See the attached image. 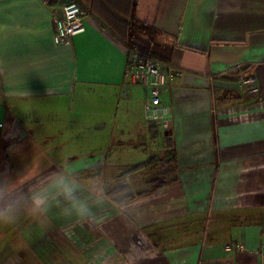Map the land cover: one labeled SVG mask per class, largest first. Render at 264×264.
I'll use <instances>...</instances> for the list:
<instances>
[{
    "label": "crops",
    "instance_id": "crops-1",
    "mask_svg": "<svg viewBox=\"0 0 264 264\" xmlns=\"http://www.w3.org/2000/svg\"><path fill=\"white\" fill-rule=\"evenodd\" d=\"M48 1L0 0V173L115 179L170 149L176 181L138 213L0 225V264H264V0H81L84 30L62 43ZM132 13L168 48L162 122L110 31Z\"/></svg>",
    "mask_w": 264,
    "mask_h": 264
},
{
    "label": "clouds",
    "instance_id": "clouds-1",
    "mask_svg": "<svg viewBox=\"0 0 264 264\" xmlns=\"http://www.w3.org/2000/svg\"><path fill=\"white\" fill-rule=\"evenodd\" d=\"M144 201L132 191L130 178L110 179L99 173L81 176L65 167L36 172L25 168L0 173V225L14 224L22 215L46 217L56 210L76 223H87L106 208L138 213Z\"/></svg>",
    "mask_w": 264,
    "mask_h": 264
},
{
    "label": "built area",
    "instance_id": "built-area-1",
    "mask_svg": "<svg viewBox=\"0 0 264 264\" xmlns=\"http://www.w3.org/2000/svg\"><path fill=\"white\" fill-rule=\"evenodd\" d=\"M87 11L75 2H61L58 0L52 8L53 38L56 43L68 41L74 34L84 30L83 18ZM127 73L147 88V95L143 102V110L148 120L162 122L170 117L172 111L169 104L162 99V92L167 85L166 73L162 63L149 55L143 54L136 48L129 49ZM244 82H253L252 78L243 79ZM227 249L243 248L240 243L228 244ZM198 264H204L199 262ZM211 264H233L221 261Z\"/></svg>",
    "mask_w": 264,
    "mask_h": 264
},
{
    "label": "trees",
    "instance_id": "trees-1",
    "mask_svg": "<svg viewBox=\"0 0 264 264\" xmlns=\"http://www.w3.org/2000/svg\"><path fill=\"white\" fill-rule=\"evenodd\" d=\"M60 1L68 2L70 0ZM74 1L77 2L81 6V8L85 9L81 3V0ZM57 2L58 0H49L48 4L53 5ZM136 4L137 0L134 1V7L136 6ZM110 31L127 46L128 50L136 48L143 54L152 56L156 59L162 61L168 60V57L166 56L168 48L160 45L156 41L158 30L135 18L133 13L127 21H124V24L121 27L111 28ZM185 47L192 50H199V48L194 46ZM158 163H160L159 166H157ZM156 166L158 167V169L152 175L145 179V184L147 187L133 191L136 197L151 194L159 189L175 183L176 177L174 169V154L173 150L170 149L165 152L164 158H160L157 156L148 157L144 161H141L123 170L117 175L115 179L126 177L127 175L141 171L142 169L152 170L156 168ZM88 172L90 173L89 175L93 173H99V168H90Z\"/></svg>",
    "mask_w": 264,
    "mask_h": 264
},
{
    "label": "rangeland",
    "instance_id": "rangeland-1",
    "mask_svg": "<svg viewBox=\"0 0 264 264\" xmlns=\"http://www.w3.org/2000/svg\"><path fill=\"white\" fill-rule=\"evenodd\" d=\"M165 137L166 136H163L164 140H165ZM159 165H160V163L157 164V166H159ZM157 166H156V168H154L152 170L151 169H142L141 171L135 172L134 174L132 173L130 175H127L129 177H127V176L126 177L130 178L131 181H132V191H136V190H139V189H142V188H146L147 186L145 184V179L147 177H149L150 175H152L158 169ZM82 175L84 176L85 174L83 173ZM68 220H71V219H68ZM56 221H57L58 224L61 222V221H59L57 219H56Z\"/></svg>",
    "mask_w": 264,
    "mask_h": 264
}]
</instances>
